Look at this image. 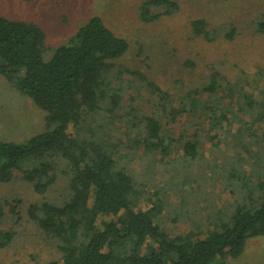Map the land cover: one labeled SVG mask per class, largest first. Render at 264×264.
Masks as SVG:
<instances>
[{
  "label": "trees",
  "instance_id": "16d2710c",
  "mask_svg": "<svg viewBox=\"0 0 264 264\" xmlns=\"http://www.w3.org/2000/svg\"><path fill=\"white\" fill-rule=\"evenodd\" d=\"M177 11L174 0H144L139 6L143 22ZM255 24L264 34V16ZM191 25L195 35L211 39L213 30L203 19ZM128 47L126 39L93 16L46 59V33L39 24L0 16V74L45 110L49 122L48 130L26 142L0 141V183L18 176L43 194L60 173L69 175L68 196L61 204L44 200L27 208L61 253V262L44 264H227L249 239L264 234V72L235 83L215 73L203 86L208 98H216L204 107L208 133L224 136L222 142L234 148L238 159L247 160L256 181L246 184L254 186L232 212L221 209L211 218V211L201 225L167 230L158 197L147 209L141 207L131 164L140 151L149 165L175 161L176 140L184 160L192 162L202 138L194 124L181 125L187 107L153 82L146 81L156 96L149 114L133 116L122 103L127 86L121 84L124 72L115 71V60ZM117 119L123 126L119 133ZM235 122L239 126L232 131L228 125ZM170 126L182 133L176 137ZM237 136L246 138L241 147ZM16 202L9 203L13 221L19 219L21 201ZM4 209L0 203V224ZM16 233L0 226V248L9 246Z\"/></svg>",
  "mask_w": 264,
  "mask_h": 264
},
{
  "label": "rangeland",
  "instance_id": "374dc122",
  "mask_svg": "<svg viewBox=\"0 0 264 264\" xmlns=\"http://www.w3.org/2000/svg\"><path fill=\"white\" fill-rule=\"evenodd\" d=\"M142 1L0 0V16L39 24L46 33V59L90 18L99 16L115 34L128 41L125 54L115 60V71L124 72L121 84L127 88L122 103L130 107L133 116L149 114L156 101L146 81L158 85L187 107L181 125H195L202 138L199 156L192 162L185 161L176 140L172 154L176 158L171 156L175 161L149 165L148 159H141L140 151L130 169L141 193V207L147 209L151 200L158 197L156 203L163 207V227L185 230L205 223L211 213V218L217 217L221 209L232 212L238 203L244 202L256 181L250 176L247 160L238 159L234 148L222 142L224 136L212 138L214 130L208 133L204 107L214 104L216 98H208L203 86L215 73L235 83L252 80L257 73L264 72V34L257 31L255 24L264 16V0H174L178 11L153 22L140 19ZM195 19H203L207 29L213 30L211 39L194 34L191 22ZM192 100L196 104H190ZM123 111L125 108L120 113ZM237 126L238 122L230 123L228 128L234 131ZM114 127L118 133L123 131L120 119ZM48 129L46 111L0 74V141L23 143ZM171 132L176 137L182 133L180 128L172 127ZM227 137L231 142L232 138ZM244 139L237 136L238 146ZM244 155L241 154L243 158ZM68 176L60 173L43 194L18 176L11 182L0 183V203L6 212L0 226L12 227L17 232L9 246L0 248V264L61 262L56 240L38 228L27 208L32 202L44 200L61 204L68 196ZM251 178L253 182L246 184ZM16 200L21 201L17 204L19 219L13 221L9 203H17ZM227 264H264V234L249 239L243 252L229 257Z\"/></svg>",
  "mask_w": 264,
  "mask_h": 264
}]
</instances>
